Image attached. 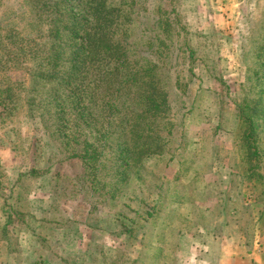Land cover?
I'll use <instances>...</instances> for the list:
<instances>
[{"label":"rangeland","instance_id":"1","mask_svg":"<svg viewBox=\"0 0 264 264\" xmlns=\"http://www.w3.org/2000/svg\"><path fill=\"white\" fill-rule=\"evenodd\" d=\"M174 7L193 50L188 91L175 102L185 151L168 166L148 161L117 190L109 173L47 143L38 112L28 113L35 10L0 0V89L15 93L0 107V264H223L236 244L264 248V153L260 164L249 159L234 107L254 97L246 79L264 62V0ZM254 144L264 151V134ZM257 163L263 178L250 176Z\"/></svg>","mask_w":264,"mask_h":264},{"label":"trees","instance_id":"2","mask_svg":"<svg viewBox=\"0 0 264 264\" xmlns=\"http://www.w3.org/2000/svg\"><path fill=\"white\" fill-rule=\"evenodd\" d=\"M174 2L26 0L35 10L26 51L40 58L30 73L28 113L38 112L47 143L94 173H109L117 190L147 173L148 161L167 159L168 166L185 151L175 102L188 91L193 50L188 37L180 40ZM257 49L264 50V37ZM257 68L245 86L254 97L234 107L249 159L260 164L264 151L254 142L264 134V62ZM4 93L0 107L7 111L15 93ZM258 166L249 169L257 179Z\"/></svg>","mask_w":264,"mask_h":264},{"label":"crops","instance_id":"3","mask_svg":"<svg viewBox=\"0 0 264 264\" xmlns=\"http://www.w3.org/2000/svg\"><path fill=\"white\" fill-rule=\"evenodd\" d=\"M229 255V259L223 264H264V248L255 244L250 248L236 244Z\"/></svg>","mask_w":264,"mask_h":264}]
</instances>
